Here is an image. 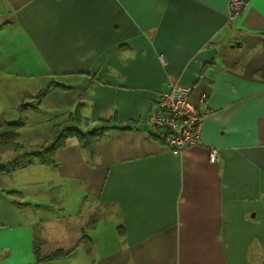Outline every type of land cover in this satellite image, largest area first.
Returning a JSON list of instances; mask_svg holds the SVG:
<instances>
[{"label":"crops","instance_id":"0c3cea01","mask_svg":"<svg viewBox=\"0 0 264 264\" xmlns=\"http://www.w3.org/2000/svg\"><path fill=\"white\" fill-rule=\"evenodd\" d=\"M245 2L231 25L229 0H0V90L9 93L0 123L50 131L82 105L94 124L116 115L139 125L108 133L91 160L70 139L55 154L58 166L25 168L39 166L81 202L74 213L47 206L56 217L48 222L68 220L78 231L59 260L37 262L36 239L47 256L57 232L40 234L47 221L24 216L31 207L11 192L24 184L0 173V264H264V0ZM12 38L23 50L15 67L48 76L5 77ZM51 80L66 89L33 104ZM171 85L191 87L207 113L202 144L180 154L150 134L149 117ZM106 212L115 239L94 256Z\"/></svg>","mask_w":264,"mask_h":264},{"label":"rangeland","instance_id":"374dc122","mask_svg":"<svg viewBox=\"0 0 264 264\" xmlns=\"http://www.w3.org/2000/svg\"><path fill=\"white\" fill-rule=\"evenodd\" d=\"M243 13L239 16H230L228 12V23L231 25L235 24L242 17ZM12 40L13 38L9 39L10 46L14 45L12 44ZM17 41H19V39ZM0 44H1V40H0ZM12 46L7 49L8 51L5 50L3 53L4 60L1 63L4 65V67L7 66L5 61L10 62V64H8V67L6 68L5 77L23 78L21 75L23 72H25L24 75L25 77H30L32 79H34V77L39 78V76H41L42 78L48 76L49 71L45 73V71L42 70L40 67H31V68L15 67V64H13L12 60L21 59L23 50L19 43L13 47ZM29 54L33 55V53H29ZM19 61H24V60H19ZM26 72H28L29 74L27 75ZM7 95H9L7 91L3 92L0 90V111L2 110V104L7 102L6 100ZM191 97L192 94L190 95V98ZM32 103H36V98L32 100ZM8 118L12 119V117H8ZM91 124H93L94 127L97 126L95 125L96 123L94 124L93 122H91ZM43 127L37 126L35 130L27 128L26 130H22V131L21 128H19L18 131L21 132H20V136L18 137V141L24 144L26 150L28 151L32 150L35 147H41L47 145L50 139L51 131H46L43 129ZM201 144L199 142L195 145L199 146ZM0 155L2 162L7 163L15 159L19 155V153H15L12 150V146L10 145L7 148L0 147ZM11 175L15 177L14 179L15 186H17L18 184H24L23 186L20 187L19 190L15 188L11 189L14 198L18 200L19 197H21V199H23L24 202L26 204H29V207H31V210L29 212L23 210L24 216H26L27 218L33 221L36 219L37 222L41 220L47 221V223L45 224V228L43 227L39 230L40 234L42 231L43 233H45L44 235L46 237L50 235V233L57 232L56 238L53 239V241H56V243L54 244V246H52L53 248L51 247L45 252L49 253L51 249L55 251L56 249L59 248L62 249L63 253H65L66 251L71 252L68 250L71 246V243L76 241L78 236V231L73 227V225L70 224L68 220L66 222L65 220H63L62 224L48 222V221H54L56 217L54 216L55 214L54 212H47L49 211L47 206L53 204V206L57 207L58 209L64 207V208L72 209L73 212L71 213L78 212L81 204V202H78L79 201L78 197L75 196V194L74 195L66 194L67 190L65 188L67 183L64 185V189H65L64 192L60 193V190L58 188L53 187L56 184L53 181L56 180V177H53V179L51 180L50 176L47 177L46 172L41 168H39V166L17 171L16 173ZM53 198L58 203H54V201H51ZM53 211L55 210L53 209ZM60 217L62 218V216ZM101 222L102 223L100 224L98 223L99 227L97 233L96 234L92 233L93 235H97V236L101 234V236L95 239L92 245V252L94 256L106 252L110 248V246L113 245L112 241L115 239V229H116V227L114 226V223H116L115 218L113 216H110V214L106 212L103 214ZM80 250L83 252V247H80Z\"/></svg>","mask_w":264,"mask_h":264},{"label":"trees","instance_id":"16d2710c","mask_svg":"<svg viewBox=\"0 0 264 264\" xmlns=\"http://www.w3.org/2000/svg\"><path fill=\"white\" fill-rule=\"evenodd\" d=\"M54 89H66V87L56 80H51L36 95V103L39 104ZM116 118L117 116L114 115L110 120L98 121L95 124L97 126L94 127L90 119L83 115L82 105H78L65 120L52 126L47 145L35 147L30 151L26 150L25 145L18 141L21 132L18 130L22 125V121H3L0 123V147L7 148L11 145L12 150L15 153H19V155L7 163L2 162L0 155V173L11 175L31 166L35 162L46 167H56L58 165L55 160V154L58 150L68 146L70 139H75L87 159L91 160L96 154V145L108 133L113 131L139 130L137 123L130 122L124 125L118 122ZM150 134L153 138L160 140L162 145L167 147L165 142V138L167 137L165 136L167 134L166 130L154 127V132L150 131ZM41 247L42 243L36 239L34 253L38 263L56 261L67 255L62 250H56L50 255L42 256Z\"/></svg>","mask_w":264,"mask_h":264},{"label":"built area","instance_id":"2783aa9c","mask_svg":"<svg viewBox=\"0 0 264 264\" xmlns=\"http://www.w3.org/2000/svg\"><path fill=\"white\" fill-rule=\"evenodd\" d=\"M245 0H229L230 16H239L245 9ZM192 88L188 86L171 85L163 91L157 102V109L149 120L154 127L166 130V146L174 154L202 143L203 125L207 118L204 108L195 106L190 98ZM203 103L207 105L206 97ZM221 154L217 149L210 150L211 163H217Z\"/></svg>","mask_w":264,"mask_h":264}]
</instances>
